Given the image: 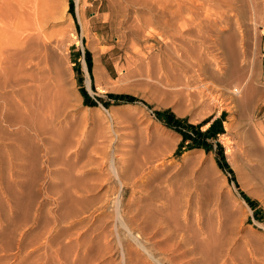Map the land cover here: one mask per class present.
<instances>
[{"label": "rangeland", "instance_id": "1", "mask_svg": "<svg viewBox=\"0 0 264 264\" xmlns=\"http://www.w3.org/2000/svg\"><path fill=\"white\" fill-rule=\"evenodd\" d=\"M19 10L51 58L45 134L0 143V264H264V0L187 5V35L167 40L136 0H0V40ZM165 110L224 132L181 146Z\"/></svg>", "mask_w": 264, "mask_h": 264}, {"label": "bare ground", "instance_id": "2", "mask_svg": "<svg viewBox=\"0 0 264 264\" xmlns=\"http://www.w3.org/2000/svg\"><path fill=\"white\" fill-rule=\"evenodd\" d=\"M201 1L202 0H136V4L142 6L147 12L146 15H142V18H145V23L143 24L144 27L152 28L155 24L156 27L158 25L161 26L164 31L161 30L163 32L159 34L160 39L167 40L169 35L175 36V34H184V28L186 27L184 13L187 5H195L197 2H200L201 4ZM20 6H22V4ZM2 16H7L6 10L1 12V17ZM15 18L16 21L12 24H15L14 27L17 29L13 31L11 36L7 39L5 37L0 40V143L5 142V135L3 134H5L10 127H15L18 130V135L21 137L25 135V138L20 139L17 143L20 145H26L38 142L45 134L44 129L41 127V72L43 64L46 62L49 63L51 55L46 41L44 40V49L40 43V38L42 37L40 25L43 24V20L42 23L41 21H38L39 19L34 20L33 23H31L32 21L28 22L24 18L23 12L21 13L20 10ZM3 19L4 18H0V21ZM198 25L200 24L198 23ZM29 29L32 30L33 33L31 31L30 34L27 33ZM171 31H173L171 34H167ZM186 32L187 30L185 31V34ZM194 67L192 66V68ZM202 69H204V67ZM199 70L201 72L200 68ZM230 72V69L226 70L227 74ZM95 73L99 79H104L102 71L96 69ZM203 74L206 73L204 72ZM203 87L208 90V87ZM162 140L163 139L159 140V142ZM113 170L117 175L118 171L115 167H113ZM118 208H120V206H118ZM219 227H222L221 223ZM201 234L203 236L205 235V233ZM210 237L213 241L215 236L213 235L212 237L210 235ZM218 242L219 241L217 240L213 241V246ZM227 256L225 255L226 263ZM225 262L224 264H226Z\"/></svg>", "mask_w": 264, "mask_h": 264}, {"label": "trees", "instance_id": "3", "mask_svg": "<svg viewBox=\"0 0 264 264\" xmlns=\"http://www.w3.org/2000/svg\"><path fill=\"white\" fill-rule=\"evenodd\" d=\"M70 12L74 13V3L71 1L70 3ZM85 59L88 64V68L92 67V53L89 50H86L85 52ZM85 95L88 96V92L84 90ZM111 98L117 100V101H125V102H134L136 99L129 94H110ZM90 104V103H89ZM157 116L159 119L164 121L169 127L176 129L179 133L183 136V141L181 143V146L184 145V143L187 140H191L193 144H191L192 147H203L207 150H210V143L207 141L209 137H216L219 133L224 132L222 119L217 118L215 119L209 128L206 131H202L201 127L211 121V119L205 121L203 124L198 125H192L189 124L186 119L178 118L176 115L171 112V110H165L163 112H158ZM219 147V156H218V163L220 167L222 168H228L227 162L224 160L225 154L223 152L222 145H218ZM251 207L254 208L255 204L254 201H248ZM257 218H261L258 212H256Z\"/></svg>", "mask_w": 264, "mask_h": 264}, {"label": "crops", "instance_id": "4", "mask_svg": "<svg viewBox=\"0 0 264 264\" xmlns=\"http://www.w3.org/2000/svg\"><path fill=\"white\" fill-rule=\"evenodd\" d=\"M83 57H84V59H85V54H84V52H83V55H82ZM82 56H79L78 57V61H79V64L80 65H82V62H81V57ZM86 60V59H85ZM87 63V62H86ZM81 69H83V68H81ZM86 69H88V64L86 65ZM84 70V69H83ZM96 71V70H95ZM89 82H90V79H89ZM87 83H88V81H87ZM88 85H90V83H88Z\"/></svg>", "mask_w": 264, "mask_h": 264}, {"label": "built area", "instance_id": "5", "mask_svg": "<svg viewBox=\"0 0 264 264\" xmlns=\"http://www.w3.org/2000/svg\"><path fill=\"white\" fill-rule=\"evenodd\" d=\"M263 58H264V53H263Z\"/></svg>", "mask_w": 264, "mask_h": 264}]
</instances>
